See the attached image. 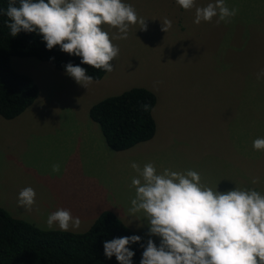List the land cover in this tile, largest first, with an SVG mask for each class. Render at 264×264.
<instances>
[{
  "label": "rangeland",
  "instance_id": "rangeland-1",
  "mask_svg": "<svg viewBox=\"0 0 264 264\" xmlns=\"http://www.w3.org/2000/svg\"><path fill=\"white\" fill-rule=\"evenodd\" d=\"M123 2L132 5L147 29L131 25L127 39L117 40L118 29L103 25L119 54L111 62L113 71L87 88L49 62L11 57L12 68L29 75L39 95L19 116H0V207L49 229L47 210L36 203L30 211L19 206V192L31 187L42 198L54 187H70V195L109 202L106 208L112 206L146 244L152 239L159 246L160 238L148 235L143 214L129 212L135 196L131 181L138 176L133 162L141 169L153 163L158 174L164 169L194 170L202 184L219 192L237 187L264 194V150L253 149V141L264 138V0H225L238 13L219 24L217 17L195 24V8L184 10L176 0ZM214 2L195 0V5ZM165 18L172 22L167 32L162 30ZM133 86L156 96L155 135L114 151L88 108ZM85 125L95 137L88 142L81 137ZM84 148L95 150V155H60ZM54 164L60 165L58 173L52 172ZM253 178L259 183L253 184ZM80 221L78 229L69 231L83 232L94 219Z\"/></svg>",
  "mask_w": 264,
  "mask_h": 264
},
{
  "label": "clouds",
  "instance_id": "clouds-1",
  "mask_svg": "<svg viewBox=\"0 0 264 264\" xmlns=\"http://www.w3.org/2000/svg\"><path fill=\"white\" fill-rule=\"evenodd\" d=\"M184 10L195 8V24L229 22L238 13L229 9L225 0H215L205 7H196L195 0H176ZM6 15L10 35L21 31L42 35L48 50H60L81 58V63L93 69L113 71L112 61L119 48L112 43L103 25L118 29L114 39H127L129 27L147 25L135 9L123 0H9ZM172 22L165 18L162 30L167 32ZM65 72L77 84L87 88L94 77L86 69L69 62ZM260 75H264V70ZM259 78V77H258ZM148 109V105H143ZM253 149L264 150V138L253 141ZM131 168L138 176L131 181L135 196L131 199L130 214L142 213L148 223V235L160 238L159 246L148 239L140 264H264V194L255 189L235 188L219 192L201 183L194 170L186 172L164 169L157 173L153 163L141 167L133 162ZM54 164L52 172L58 173ZM253 184L259 183L253 178ZM36 192L26 187L19 192L18 205L30 211ZM79 217L68 209L49 214V229L61 231L78 229ZM139 235L114 238L104 242V256H115L118 264H132L135 253L129 245L141 241Z\"/></svg>",
  "mask_w": 264,
  "mask_h": 264
},
{
  "label": "trees",
  "instance_id": "trees-1",
  "mask_svg": "<svg viewBox=\"0 0 264 264\" xmlns=\"http://www.w3.org/2000/svg\"><path fill=\"white\" fill-rule=\"evenodd\" d=\"M8 3L9 0H0V9L6 10ZM8 19L0 14V116L3 118L19 116L39 95L36 82L12 68V56L35 57L62 71L71 62L85 68L94 80L106 74L102 69L82 64L80 57L61 51L59 46L48 50L42 35L36 32L21 31L11 36ZM145 104L149 106L147 110ZM155 104L156 96L151 90L133 86L91 104L88 116L98 124L107 146L122 151L153 138ZM132 235L141 237L111 210L102 211L83 232H64L40 228L0 207V264H118L115 256L111 259L104 256V242ZM141 244L146 247L143 238L129 245L135 253L132 264L141 260L144 250Z\"/></svg>",
  "mask_w": 264,
  "mask_h": 264
},
{
  "label": "crops",
  "instance_id": "crops-1",
  "mask_svg": "<svg viewBox=\"0 0 264 264\" xmlns=\"http://www.w3.org/2000/svg\"><path fill=\"white\" fill-rule=\"evenodd\" d=\"M45 2H47V0H45ZM89 131L91 130H89V128H87V126L85 125V129L83 130L81 134L82 140L85 142H88L91 137L95 139V137L92 135V132H89ZM95 141L102 147V143L100 140H95ZM102 148L105 149V147H102ZM60 155H62L63 157L64 156L70 157L71 155L72 156L76 155L80 158H85L86 155H90V156L95 155V150L91 148H84L81 150H76L74 152L67 151L65 153H60ZM69 188L70 187H62V186L54 187L52 190L45 192L42 198L40 197L41 195V192H40L39 196L36 195V197L38 198L35 199V203L39 205L40 207H42L43 210L46 209L48 216L49 214L55 212L58 209H68L71 211V214L73 217H79L80 220L86 219L89 216L90 218H93L95 220L102 211L107 210V209L113 210L112 206H108V208H106V205H108L109 202L101 201L98 196L94 197L91 200L86 199V198L82 199L79 197L78 194H76V196L70 195L68 193ZM65 197H68V198H66V200H63V198ZM95 200H98V202L101 205L100 206L97 205Z\"/></svg>",
  "mask_w": 264,
  "mask_h": 264
}]
</instances>
